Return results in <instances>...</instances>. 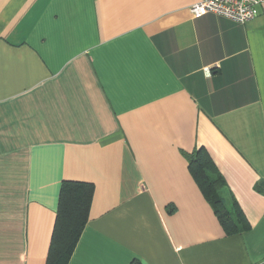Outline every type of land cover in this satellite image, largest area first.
<instances>
[{"label":"crops","instance_id":"1","mask_svg":"<svg viewBox=\"0 0 264 264\" xmlns=\"http://www.w3.org/2000/svg\"><path fill=\"white\" fill-rule=\"evenodd\" d=\"M195 2L0 0V264H45L63 181L94 186L68 264H264V15ZM198 148L247 231L198 190Z\"/></svg>","mask_w":264,"mask_h":264},{"label":"trees","instance_id":"2","mask_svg":"<svg viewBox=\"0 0 264 264\" xmlns=\"http://www.w3.org/2000/svg\"><path fill=\"white\" fill-rule=\"evenodd\" d=\"M186 160L190 175L211 206L224 234L233 236L247 231L249 224L245 216L205 149H196L186 155ZM255 189L264 193V183L260 182ZM92 193L94 186L91 183L78 181L61 183L45 264H68L74 245L88 221Z\"/></svg>","mask_w":264,"mask_h":264},{"label":"built area","instance_id":"3","mask_svg":"<svg viewBox=\"0 0 264 264\" xmlns=\"http://www.w3.org/2000/svg\"><path fill=\"white\" fill-rule=\"evenodd\" d=\"M189 12L195 19L213 14L244 24L264 15V0H196Z\"/></svg>","mask_w":264,"mask_h":264},{"label":"water","instance_id":"4","mask_svg":"<svg viewBox=\"0 0 264 264\" xmlns=\"http://www.w3.org/2000/svg\"><path fill=\"white\" fill-rule=\"evenodd\" d=\"M206 73H208V72H206Z\"/></svg>","mask_w":264,"mask_h":264}]
</instances>
